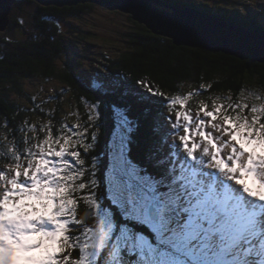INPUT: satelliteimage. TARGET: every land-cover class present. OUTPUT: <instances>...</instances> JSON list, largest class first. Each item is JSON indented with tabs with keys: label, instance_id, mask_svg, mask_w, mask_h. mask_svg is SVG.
Listing matches in <instances>:
<instances>
[{
	"label": "snow or ice",
	"instance_id": "6c2138e0",
	"mask_svg": "<svg viewBox=\"0 0 264 264\" xmlns=\"http://www.w3.org/2000/svg\"><path fill=\"white\" fill-rule=\"evenodd\" d=\"M140 83L139 161L117 107L101 172L102 99L72 125L48 113L0 136V264H264V96H209L193 112L210 85L166 96Z\"/></svg>",
	"mask_w": 264,
	"mask_h": 264
},
{
	"label": "trees",
	"instance_id": "16d2710c",
	"mask_svg": "<svg viewBox=\"0 0 264 264\" xmlns=\"http://www.w3.org/2000/svg\"><path fill=\"white\" fill-rule=\"evenodd\" d=\"M17 1L33 2L32 0ZM163 1L170 7L189 6L214 13L207 5L186 4L180 0ZM90 8V4L62 8L43 7L37 4L35 18L43 36L37 40L9 44L4 42L8 44L6 50L2 47L3 43L0 44V88H7L18 95H23L30 104L27 107L16 106L0 93V136H3L7 130L11 137L25 121L39 126L45 119L47 122L49 120L47 114L50 111L41 112L39 108L34 110V101L23 90L22 80L28 77L47 81L59 80L73 92L77 103L74 118L64 116L61 95H58L55 108L51 111L54 117L52 123L56 127H60L62 123L74 124L85 116L88 102L103 100L102 124L95 153L101 172H106L109 164V146L115 131L114 109L117 107L126 110L129 118L133 120L129 143L130 158L139 161L143 157L145 144L150 136V116L145 112L148 106L139 103L133 91H145L140 82L152 86L166 96L184 95V86L199 89L202 84L210 85L208 91L189 102V107L192 109L197 108L200 100L209 96L232 97L234 100L243 99L247 92L254 96H264L263 63L240 60L201 49L177 47L171 40L153 34L136 22H134L135 30L127 35L130 50L122 53L117 59H107L105 68L115 78L113 85L108 86L81 76L70 69L58 70L56 63L65 52L66 46L58 37V28L51 20L77 16ZM214 15L250 30L256 28L264 30L257 17L244 18L238 13H214ZM14 22L18 24L17 21ZM247 102L261 103L253 99H247ZM3 166L0 162V167ZM105 194H107L106 187Z\"/></svg>",
	"mask_w": 264,
	"mask_h": 264
},
{
	"label": "rangeland",
	"instance_id": "374dc122",
	"mask_svg": "<svg viewBox=\"0 0 264 264\" xmlns=\"http://www.w3.org/2000/svg\"><path fill=\"white\" fill-rule=\"evenodd\" d=\"M180 1L186 4L207 5L214 13H238L244 18L257 17L264 26V0ZM90 5L91 8L80 15L51 20L58 28V37L66 46L65 52L57 60L56 65L58 70L70 69L81 76L111 86L115 78L105 68L107 59H117L122 53L130 50L127 35L135 30L134 21L129 15L119 11H109L97 5ZM163 9L171 11L165 7ZM36 12L37 3L34 1H17L12 4L6 29L0 32V44L3 43L4 50L11 42L37 40L43 36V32L37 25ZM14 20L18 24H15ZM21 20L23 23L20 22ZM22 86L27 96L31 97L35 104L42 105L45 112L51 113L55 108L58 95H61L64 116L70 119L74 116L77 103L73 92L61 81L28 77L22 80ZM196 90L190 86L183 87L184 95ZM0 93L11 104L20 107L30 106L26 97L7 88H0ZM245 94L247 95L240 100L253 99L252 93ZM189 108L193 112L197 109ZM43 122L47 123V119ZM110 150L109 147V152Z\"/></svg>",
	"mask_w": 264,
	"mask_h": 264
},
{
	"label": "water",
	"instance_id": "95a60500",
	"mask_svg": "<svg viewBox=\"0 0 264 264\" xmlns=\"http://www.w3.org/2000/svg\"><path fill=\"white\" fill-rule=\"evenodd\" d=\"M43 7H76L92 4L119 11L145 26L153 34L169 39L177 47L222 53L240 60L264 64V30L246 27L204 10L167 6L163 0H32ZM0 0V32H4L12 4ZM163 7L171 11L164 10Z\"/></svg>",
	"mask_w": 264,
	"mask_h": 264
}]
</instances>
